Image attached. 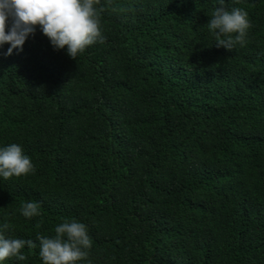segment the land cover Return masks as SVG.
Returning <instances> with one entry per match:
<instances>
[{"label": "trees", "instance_id": "16d2710c", "mask_svg": "<svg viewBox=\"0 0 264 264\" xmlns=\"http://www.w3.org/2000/svg\"><path fill=\"white\" fill-rule=\"evenodd\" d=\"M225 3L251 25L231 51L205 26L218 0H100L76 60L39 28L0 48V148L35 168L0 177L7 238L76 220L90 264H264V0ZM22 253L0 264H42Z\"/></svg>", "mask_w": 264, "mask_h": 264}, {"label": "clouds", "instance_id": "9594fccd", "mask_svg": "<svg viewBox=\"0 0 264 264\" xmlns=\"http://www.w3.org/2000/svg\"><path fill=\"white\" fill-rule=\"evenodd\" d=\"M99 4L100 0H0V48L10 45L7 56L13 50L22 51L28 37L34 36L39 28L55 50L66 48V54L76 60L89 46L104 40L100 18L105 8H97ZM225 4V0H218L219 6L205 26L214 35L217 48L231 51L237 44L244 45L251 25L245 10L238 7L229 10ZM34 171L31 158L20 145L13 143L0 148V177L8 180ZM39 207L36 202H26L20 212L30 219L40 215ZM9 228L8 223L0 226V262L12 257L25 261L28 258L22 253L25 247L29 250L39 247L42 264L88 261L92 240L87 226L81 222L65 220L55 227L54 236L38 235V245L32 239L7 238L3 233Z\"/></svg>", "mask_w": 264, "mask_h": 264}]
</instances>
